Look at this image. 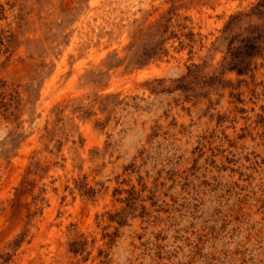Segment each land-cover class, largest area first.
Wrapping results in <instances>:
<instances>
[{"label":"rangeland","instance_id":"374dc122","mask_svg":"<svg viewBox=\"0 0 264 264\" xmlns=\"http://www.w3.org/2000/svg\"><path fill=\"white\" fill-rule=\"evenodd\" d=\"M261 2L0 0V264H264Z\"/></svg>","mask_w":264,"mask_h":264},{"label":"trees","instance_id":"16d2710c","mask_svg":"<svg viewBox=\"0 0 264 264\" xmlns=\"http://www.w3.org/2000/svg\"><path fill=\"white\" fill-rule=\"evenodd\" d=\"M264 0L257 4L254 8L255 15L264 20ZM239 20V16L231 17L230 21L223 29L222 42L225 43L228 61L225 63V68L236 71L238 74L251 71L253 66V58L264 53V32L263 25H248L244 30L245 35L241 33L232 34V27ZM196 71L189 70L187 76L175 80L178 82L175 88H186L189 85L187 78L195 75ZM156 83L164 82L163 79L154 80Z\"/></svg>","mask_w":264,"mask_h":264}]
</instances>
